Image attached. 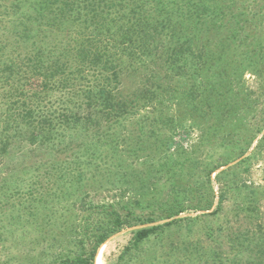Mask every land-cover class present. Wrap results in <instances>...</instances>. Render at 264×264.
I'll return each instance as SVG.
<instances>
[{"label":"trees","instance_id":"obj_1","mask_svg":"<svg viewBox=\"0 0 264 264\" xmlns=\"http://www.w3.org/2000/svg\"><path fill=\"white\" fill-rule=\"evenodd\" d=\"M222 1L10 0L0 11V154L8 151L14 139L49 146L57 145L66 134L92 130L94 139L90 140L94 142L87 144L85 157L103 159L101 148L109 137L113 148L119 150L120 135L114 136L112 131L126 129L132 116L143 109L175 98L173 93L166 95L168 87L163 84L185 74L184 95L192 113L206 118L231 112V105L239 102L234 89L240 76L236 71L243 60L238 57L250 61L258 49L255 46L251 52L246 48L248 19H236L238 13L227 9ZM241 14L245 13L238 18ZM160 65L168 75L152 81L158 82L154 86H137L127 95L122 93L126 70L156 69ZM163 119L173 125L169 117ZM260 140L263 142L264 136ZM124 152L138 157L135 146ZM229 162L212 167L209 180ZM230 171L221 170L217 180ZM182 191H189V186L173 185L172 200L161 206L170 220L159 224H154L157 220L153 216L134 214L130 201L123 203V199L81 206L68 244L58 247L53 242L43 255L48 264H96L100 247L112 235L141 225L119 257L120 262L125 261L154 234L189 219L180 217L187 209L212 210V215L222 209V191L216 205L210 188L205 201L199 200L194 207L181 206ZM258 214L253 212L251 217L259 220L262 216ZM207 234L213 240L226 236L231 247L222 251L225 244L221 240L219 250H212L205 258L199 249H191L189 255L195 254L194 259L202 264H264L261 221L226 235L218 228L214 232L209 229Z\"/></svg>","mask_w":264,"mask_h":264},{"label":"rangeland","instance_id":"obj_2","mask_svg":"<svg viewBox=\"0 0 264 264\" xmlns=\"http://www.w3.org/2000/svg\"><path fill=\"white\" fill-rule=\"evenodd\" d=\"M9 3L0 0V11ZM221 3L235 13H245L239 18L236 14V19H248L246 48L251 52L255 46L258 49L250 61L238 57L243 60L236 71L240 76L234 89L239 102L231 105V112L206 118L192 113L184 95L185 74L163 84L168 87L166 95L173 93L175 98L143 109L132 116L126 129L112 131V135H120L116 140L123 152L113 148L109 137L101 148L103 159L85 157L87 144L94 142L90 140L94 139L92 130L66 134L57 145L49 146L14 139L8 151L0 154V264H48L43 251L53 242L58 247L68 244L71 228L81 216L79 208L92 202L123 199V203L130 201L134 214L155 217L154 224L169 221L161 206L172 200L175 184L189 186V191L181 192L182 207L197 206L213 188L215 205L221 191L225 194L222 209L217 215L210 214L212 210L187 209L180 217L189 219L154 234L141 250L120 262L133 231L142 226L124 228L100 247L102 264H202L194 259L195 254L189 255L191 249H199L205 258L212 250H219L221 240L225 244L222 251L231 247L226 236L210 239L209 229H222L226 235L255 227L258 221L264 223V141L260 140L264 136V54L260 52H264V0ZM167 75L161 65L126 70L122 93L127 95L137 86L150 88L158 83L152 81ZM160 115L169 117L173 125L157 118ZM251 142L248 152L240 156ZM131 146L138 149V157L124 152ZM249 155L250 159L241 163ZM228 159L229 166L222 170L231 171L219 181L216 171L209 180V170ZM253 212L262 218L251 217Z\"/></svg>","mask_w":264,"mask_h":264},{"label":"bare ground","instance_id":"obj_3","mask_svg":"<svg viewBox=\"0 0 264 264\" xmlns=\"http://www.w3.org/2000/svg\"><path fill=\"white\" fill-rule=\"evenodd\" d=\"M102 248L100 249L99 254L97 256L96 264H102Z\"/></svg>","mask_w":264,"mask_h":264},{"label":"water","instance_id":"obj_4","mask_svg":"<svg viewBox=\"0 0 264 264\" xmlns=\"http://www.w3.org/2000/svg\"><path fill=\"white\" fill-rule=\"evenodd\" d=\"M229 166V165H228ZM225 167H227V166H225ZM223 168H221V169H219V172L222 170ZM170 220V219H169ZM166 222V221H165ZM101 249V248H100ZM100 251V250H99ZM99 251H98V254H99ZM98 254H97V256H98ZM96 260H97V258H96Z\"/></svg>","mask_w":264,"mask_h":264}]
</instances>
